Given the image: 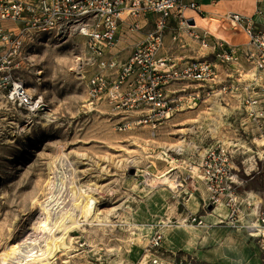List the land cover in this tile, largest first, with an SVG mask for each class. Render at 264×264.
Segmentation results:
<instances>
[{"label": "rangeland", "instance_id": "rangeland-1", "mask_svg": "<svg viewBox=\"0 0 264 264\" xmlns=\"http://www.w3.org/2000/svg\"><path fill=\"white\" fill-rule=\"evenodd\" d=\"M214 1L231 9L238 4ZM219 17L224 28L216 30L217 36L228 38L231 31L233 43L245 42L242 26L228 14ZM15 24L7 21L5 26ZM34 42L26 46L21 67L0 73V253L10 239L22 238L21 259L27 260L31 250L44 251L50 234L36 229L34 216L40 211L37 200L48 191L56 194L48 206L49 222L64 212L84 220L71 202L80 189L97 198L93 211L99 219L82 221L53 264H145L158 231L165 235L159 250L163 264H264L263 237L244 227L250 221L230 225L226 208H216L196 178L189 176L184 182L189 187L179 189L176 178L186 176L184 168L168 178L174 173L170 164H198L208 150L221 145L239 181L235 190L264 200V89L262 116L256 119L235 102L227 105L189 84L199 97L174 109L155 134L143 126L120 131L121 115L104 103L88 105L86 80L95 72L96 60L86 38L45 36ZM165 47L173 51L172 43ZM12 82L22 83L33 99L42 96L38 111L10 99ZM51 166L57 174L53 183ZM210 212L222 222L210 220L213 227L183 223L190 215Z\"/></svg>", "mask_w": 264, "mask_h": 264}, {"label": "built area", "instance_id": "built-area-1", "mask_svg": "<svg viewBox=\"0 0 264 264\" xmlns=\"http://www.w3.org/2000/svg\"><path fill=\"white\" fill-rule=\"evenodd\" d=\"M259 2L263 4L251 14L228 12L249 38L234 44L186 15L194 10L205 16L201 0H0V73L21 67L26 46L36 39L80 35L96 60L95 72L86 80L88 105L104 103L121 115L120 131L143 126L155 134L174 109L199 97L189 84L227 105L235 102L247 117L256 119L262 116L260 90L264 89V0ZM151 19V31L137 41L129 57H120V42L140 32ZM7 21L16 24L5 26ZM167 32L172 52L166 51ZM181 48L194 55H181ZM12 83L5 85L10 99L30 105L33 96L22 83ZM228 157L226 148L218 145L198 164H188L189 176L206 186L214 206L230 209L234 227L243 226L238 222L244 201L235 190L239 181ZM183 223L213 227L204 215H190ZM244 227L262 236L264 243V208ZM164 241V232H156L145 264H163L159 250Z\"/></svg>", "mask_w": 264, "mask_h": 264}, {"label": "bare ground", "instance_id": "bare-ground-1", "mask_svg": "<svg viewBox=\"0 0 264 264\" xmlns=\"http://www.w3.org/2000/svg\"><path fill=\"white\" fill-rule=\"evenodd\" d=\"M204 6L209 10L207 16H201L194 10H188L186 12L187 16L191 18H195L198 26L201 28H206L209 32H216L219 28H224L221 23V18L219 16H226L231 8L227 7L223 3H216L214 0H204ZM248 11H254L255 3L250 1L247 3ZM244 41H248L247 34L244 36ZM241 43V42H239ZM20 86V84H18ZM43 103L42 96L38 97V99H33L31 104L29 105V109L31 112H36L40 109ZM50 172L53 175L50 177L49 183H53L52 181L54 177H57L56 171L53 170V166L50 167ZM168 179V178H167ZM55 193L48 191L45 193L42 199L37 200V205L40 209L38 213L35 214L34 218H37L38 225L36 229L42 233H49L46 240V247L44 251L38 253L37 251L34 253V250H31L29 258L25 260L19 253H21V246L24 243V238L18 240L10 239L4 247L1 249L0 253V264H53L59 258V256L67 250V240L71 235V232L82 226V224L89 222L90 220L99 219L95 212L93 211V206L97 203V198L93 194H85L82 193L81 190H75L74 195L71 198L72 204L75 205V208L80 210L81 215L84 216V220L78 215L63 213L58 221L49 222V203L54 200ZM84 223H83V222ZM102 221L101 219L99 220ZM54 225V226H51ZM57 227V230L61 233V235L56 236V230L53 229ZM214 229V228H213ZM214 231V230H213ZM207 238V237H206ZM30 243L31 242H27ZM27 245L26 249L31 248V245ZM39 251V250H38ZM20 258L21 260H17ZM16 259V260H15Z\"/></svg>", "mask_w": 264, "mask_h": 264}, {"label": "crops", "instance_id": "crops-1", "mask_svg": "<svg viewBox=\"0 0 264 264\" xmlns=\"http://www.w3.org/2000/svg\"><path fill=\"white\" fill-rule=\"evenodd\" d=\"M203 1L204 0H201V6L205 10V12H206L205 13V16H207L209 10L204 6V2ZM250 1H253L255 3V8L258 7L259 4H263V3L259 2V0H236V1L233 0L232 2H236V3L238 2V4L236 5L237 6L236 8H232L231 10L236 11V12H240V13H243V14H251L254 11H248V7H247V3L250 2ZM153 26H154L153 25V19H151L150 23L145 24V26L143 27V29L140 32H137L132 37L130 36L128 39H123L120 42V45H119V50H120L119 56L122 57V58H125L127 55H130V53L133 50V47L135 46V44L137 43V41L141 37H143L145 34H147L149 31H151V29L153 28ZM212 34L215 35V36H217L215 34V32L212 33ZM228 35H230L228 38L225 37L224 35H219L218 37L223 38V39H225L226 41H228L230 43H233V41H231L230 39L231 38H234L235 37V34L230 31L228 33ZM166 42L167 43H172L171 42V37H169V36L166 37ZM236 43H238V42H236ZM236 43H234V44H236ZM188 164L189 163H187L186 165L184 164V166L181 165V164H172V165L170 164V167H172V169L174 170V173L170 174V176H168V178H170L171 176H176L177 173L182 172L183 170H181V168L182 169L184 168L185 171L186 170L188 171L189 170L188 169ZM188 177H189V171H188V173L186 172V176L184 175V176H181V177H177L176 178V181L177 182L179 181V183H181V188H179V189H184V187H186L185 189H187L189 187V186H185L184 185V182H187V183L189 182L188 181ZM205 189H206V187H205ZM204 192L206 193V191H204ZM239 195H240L241 198H243L242 200L245 202V203L243 202V204L241 206L242 207V211H241V214H239L240 222L255 220L256 216L258 215L259 210L264 207V205H263V201H264L263 200V197L258 196L255 193H251L249 191H245L244 195H242L240 193H239ZM203 200H204V196H203ZM205 201H206V198H205ZM205 201H204V205H205ZM247 201L251 205L248 206L246 204ZM204 205H203V207H204ZM219 207L222 208V210H223V208H226V209H224L226 211V221L230 225H232V223H231L232 221L230 219L231 217L229 216L230 215V209L228 207H226L225 205L216 206V208H219ZM193 214H195V213H193ZM204 217H207L208 220L206 218L205 219L208 222H210V220H215V219H217L215 221H218L220 223L222 222L221 217L219 215H215V213H211L210 212V213H208L207 216L204 215Z\"/></svg>", "mask_w": 264, "mask_h": 264}]
</instances>
